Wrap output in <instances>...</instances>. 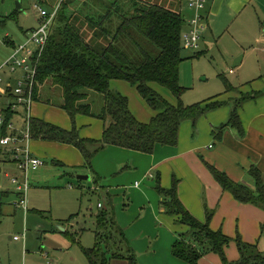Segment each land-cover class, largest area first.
Returning a JSON list of instances; mask_svg holds the SVG:
<instances>
[{
  "label": "trees",
  "instance_id": "1",
  "mask_svg": "<svg viewBox=\"0 0 264 264\" xmlns=\"http://www.w3.org/2000/svg\"><path fill=\"white\" fill-rule=\"evenodd\" d=\"M55 21L50 28V38L38 62L34 100L42 101L44 88L51 94L54 87L61 89L60 107L66 110L73 122V130H66L45 120L31 119V138L45 139L76 145L91 165L95 153L106 146L123 147L146 154L154 152L158 145L177 146L181 125L191 120L196 127L198 119L212 110L227 106L219 99H211L185 105L182 95L186 89L180 84L183 42H185L186 17L179 7L169 8L152 0H57ZM51 11V12H52ZM87 29L91 34L87 35ZM8 45H15L7 38ZM199 55V54H197ZM125 80L136 86L149 107L157 113L150 122L143 123L129 107V98L111 89L113 80ZM226 90L234 89L227 79ZM155 84L167 87L178 103L170 102L156 89ZM58 92V93H60ZM264 91L242 93L233 102L227 122L215 127V137L221 139L228 127L236 129L243 137L245 128L240 110L247 100H255ZM98 95L99 98L96 97ZM102 104L99 110L94 101ZM6 122L2 135L7 134L14 111L6 109ZM94 116L106 122L101 140L83 139L75 124L76 116ZM93 145L95 148H93ZM11 152V151H10ZM11 154H14L13 152ZM207 168L225 191H230L242 203L264 208V173L257 166L249 170L254 187L236 182L214 164ZM178 179L166 189L156 179V188L168 215H178L187 230L173 244L175 257L190 264H199L200 258L217 253L223 264H264V250L258 244L244 242L240 234L235 238L240 257L237 261L227 258L226 248L232 238L222 230L211 228L214 211L206 205L207 219L198 220L182 203L178 195ZM96 242L84 253L90 264H112L111 260L125 264H140L135 248L126 231L118 225L111 209L98 213ZM72 217L71 219H73ZM72 244L80 243L81 232L66 230Z\"/></svg>",
  "mask_w": 264,
  "mask_h": 264
},
{
  "label": "crops",
  "instance_id": "2",
  "mask_svg": "<svg viewBox=\"0 0 264 264\" xmlns=\"http://www.w3.org/2000/svg\"><path fill=\"white\" fill-rule=\"evenodd\" d=\"M176 1V7H179L182 13L187 14L185 17L187 20L186 30H188L189 20L194 15L190 8L189 0L187 7L184 6L181 0ZM254 1L255 0H208L206 10L204 11L206 15V31L203 34V39L205 38L207 48H209V44L206 43V36L207 38L212 36L214 40L218 41L217 38L221 40L225 33H228L231 29H233V35L235 36L234 41L240 44L241 36L245 35L244 32L247 36V32L244 31L246 27L251 25L254 29L257 27V25H254L255 22L250 14L254 16L258 8L256 4L254 9L248 8ZM262 2L264 5V0H262ZM234 29L238 30L237 33ZM261 34L262 31L256 35L255 42L262 48L263 51H261L259 55L263 58L264 35L261 36ZM243 63L244 62H242L241 65H243ZM232 71L233 70L230 72ZM10 78L6 76L4 79L6 82H12ZM233 87L234 89H232V91H226V93H228L226 97H221L222 95L220 94V100L227 102L232 98L241 97L238 94L234 95L233 91L236 89L240 90L241 94L264 91L259 89L260 87H258L257 91L246 90V87L243 85L239 86L241 88L234 85ZM2 89L3 87L0 86V93H2ZM3 96L4 102L0 105V108L6 107V105L14 99V96L10 97L9 94ZM231 109V106L227 105L212 110L198 119L196 127L193 122L189 120L184 121L179 132L180 139L177 146L158 145L151 154L124 148L128 150L130 171L129 173H123V178L130 176L128 182L133 190L131 195L133 196V200L135 199L134 203L135 201H139L142 205H146V203L149 204L148 207L145 208L147 209L145 214L146 218H144L145 221L142 220V226L151 222L152 218L157 219L160 217L166 224V228L170 225H174L176 228L179 226V229L186 231L187 226L181 224L180 216L170 214L167 216L162 205L161 196L158 199V197L154 195V191L150 192L144 189L140 182L141 180L144 181L147 177L150 179H157V176H160L162 186L168 189L172 187L173 179L177 178L179 181V199H181L190 213L198 220L200 219L203 222L206 221V205L210 209L215 210L214 217L210 224L211 228L214 230H222L228 237L232 238L229 247L226 248V254L230 261H237L240 257L238 245L235 242V238L238 234L241 235L244 242L258 244L260 248L264 250V209L251 203H242L238 201L230 191H225L214 175H212L210 169L207 168L206 162L211 165L214 164L220 170L226 172L234 181L245 182L254 187V182H252V178L248 173L249 170L253 166H257L264 173V97L255 100H247L243 103L240 110L241 120H243L245 128L243 137L238 135L236 129L228 127L224 130L221 139L217 137L215 139L213 126L218 127L226 123ZM19 110L13 115L10 123L14 127L12 130H7V134L17 131V135L24 139L29 118L45 120L52 125L57 127L60 126L66 130H73L74 128L69 113L61 107L54 108L39 101H35L31 106L29 114L23 109L25 114L23 115ZM156 113L155 111L154 114L150 116V119L155 116ZM150 119L147 121L139 120L143 123H148ZM21 122H24L23 125H21ZM103 122L92 117H86V115L84 116L82 114L77 115L75 120L81 138L87 140H101L103 138L104 130L107 125L105 121ZM3 131V128L0 127V135H2ZM23 142L29 145L30 151L34 156H41L44 161L42 167L30 171L34 172L33 178L36 177L38 180L43 181V179L52 175L59 165H64L67 168L76 169L77 172L91 175L95 181L94 185L102 186L107 190L110 197L114 195L112 193V180L108 181V178L115 174L119 166L121 167V164L125 161L112 165V160H107L108 162L104 165L105 159L101 161V154L106 153L108 156L116 155L115 157H117L123 147L106 146L102 150L103 152L99 153L98 156L96 155L97 157H93L92 163L89 166L87 165L85 155H83L76 145L66 144L60 141L33 139L31 137L28 142ZM90 146L95 148L93 145ZM12 152L11 147H0V161L10 162V164H14L18 169V172L11 178V183L13 185V177L18 176L22 179L24 172L16 161V158L11 154ZM11 158L14 160H10ZM119 170L121 171L120 168ZM60 173L59 171L57 175ZM29 182L31 186V173H29ZM82 186H84V184H82ZM15 192L20 200L21 194H19L16 188ZM15 203L17 208L24 210L25 215L30 211L29 208L26 209L23 205L18 203V201H15ZM2 207L3 206L0 205V215L3 214ZM65 232L66 229L64 230V233ZM150 232H153V228L142 229L140 239L134 242L135 251L140 264H190L173 255L172 247L178 239H176V235L172 234L170 230H163L161 228L158 237L154 239L151 238ZM126 234L128 233L126 232ZM26 236L27 234L23 233L22 238L18 240H24L25 242ZM199 264H223V261L217 253H209L200 258Z\"/></svg>",
  "mask_w": 264,
  "mask_h": 264
},
{
  "label": "rangeland",
  "instance_id": "3",
  "mask_svg": "<svg viewBox=\"0 0 264 264\" xmlns=\"http://www.w3.org/2000/svg\"><path fill=\"white\" fill-rule=\"evenodd\" d=\"M56 1L0 0V64H3L15 50L13 45H8L5 42L7 38L13 40L15 45L28 40L31 31L40 26V7L52 11ZM152 1L164 4L169 8H178L176 0L175 2L174 0ZM181 1L187 7L188 0ZM255 4L258 10L254 16L252 14L250 16L257 27L254 29L252 25L247 26L244 30L247 32V36L243 31L245 35L241 36L240 44L234 41L233 29L225 33L221 40L217 38L218 41L214 40L212 36L210 38L206 36L209 48L205 44V38L202 39V47L199 49H192L186 42H183L182 56L185 59L181 64L180 84L186 88L182 95L185 105L211 99V97L220 94L221 97H226L228 95L226 79L238 88L243 85L249 91H257L258 87L264 90V57L259 55L263 50L255 42L258 33L262 31L261 36L264 35V5L262 0H255L248 8L254 9ZM183 14L187 16L186 13ZM234 31L237 33L238 30L234 29ZM85 32L87 35L92 33L89 29ZM242 62H244L243 65H241ZM231 70L233 71L230 72ZM0 76L11 77L12 84L16 85L22 78V71L19 70L15 73L4 71ZM154 87L170 102L178 103L176 95L167 87L159 84H155ZM54 89L57 94H51L47 88H44L43 92L48 94L43 93L44 97L39 102L54 108L60 107L61 89L59 90V87H54ZM111 89L120 91L129 97V107L138 119L147 121L154 114L155 110L149 107L136 86L119 79L111 82ZM233 93L242 95L238 89ZM96 97L99 98L98 95ZM261 97H264V93L258 98ZM101 104L100 96L99 101H94V108L99 110ZM227 104L232 108V100ZM19 111L25 115L22 108ZM86 117L103 122L94 116ZM23 123L21 122V125ZM214 128L215 126H213ZM101 152L103 151H99L95 156ZM120 154L117 157H115L116 155L108 156L106 153L101 154V161L105 159L104 165L108 162L107 160H112V165L125 161L121 167L119 166L121 171L118 168L116 173L108 178V181L112 180L113 183L112 193L114 195L112 197L102 186L94 185L93 177L90 180H82L79 174L83 173L64 165H59L58 170L56 169L43 181L36 177L33 178L34 172H30L32 185L29 187L31 189L27 195V207L30 211L26 215L23 209L16 207L15 201H19V196L11 183V178L18 172V169L10 162L0 161V205L3 206V214L0 215V264H90L84 253V248L92 249L96 242V230L103 232V229L97 228L95 216L107 208L113 212L118 225L128 233L127 236L134 248V242H137L141 237V230L146 228H153V232L149 233L153 239L158 237L161 228L170 230L178 239L184 231L174 225L166 228V224L160 217L152 218V221L147 225H141L142 220L146 218L147 209L145 208L149 204L142 205L139 201L134 203L135 199L133 200L131 195L133 190L128 182L130 176L123 178V173L130 171L128 150L121 148ZM59 171L61 173L57 175ZM140 182L144 189L150 192L154 191V195L158 199L160 198L155 178L147 177ZM100 203L103 207L99 206ZM72 217L74 218L71 219ZM65 229L72 233L81 232L80 243L72 244L64 233ZM23 233L27 234L25 242L16 238V236L22 238ZM111 262L112 264H125L118 260H111Z\"/></svg>",
  "mask_w": 264,
  "mask_h": 264
},
{
  "label": "built area",
  "instance_id": "4",
  "mask_svg": "<svg viewBox=\"0 0 264 264\" xmlns=\"http://www.w3.org/2000/svg\"><path fill=\"white\" fill-rule=\"evenodd\" d=\"M207 4L208 0H189V5L194 15L189 20V31L184 36L186 44L192 49L202 47L203 34L206 31V15L204 11ZM57 11L58 7L52 12L40 7V26L31 31L30 37L24 43L14 45V52L3 64H0V74L4 71L15 73L21 70L23 72L21 80L16 85H13L12 82H6L0 76V86L3 87L2 93H0V105L4 102L3 95L9 94L10 97L14 96V99L6 107L0 108V127L4 126L6 122V111L4 109H10L17 113V110L23 108L28 114L30 113L31 106L35 102L33 92L36 84L38 62L49 41L50 28L55 21ZM30 120L29 118L24 139L17 135V131H13L7 135H0V147L12 148L13 157L16 158V161L24 172L22 179L18 176L13 177V185L19 194H21L18 203L26 209H28L27 195L30 189L29 173L44 165L42 158L34 156L30 151L29 145L23 142H28L31 137ZM7 127L8 130H12L14 126L8 123ZM101 206L102 204H100ZM16 238L19 239L21 237L16 236Z\"/></svg>",
  "mask_w": 264,
  "mask_h": 264
},
{
  "label": "water",
  "instance_id": "5",
  "mask_svg": "<svg viewBox=\"0 0 264 264\" xmlns=\"http://www.w3.org/2000/svg\"><path fill=\"white\" fill-rule=\"evenodd\" d=\"M19 6H20V4H19ZM21 7V6H20ZM79 177H80V179H82V180H90V178H91V175H83V174H79ZM64 229V228H63Z\"/></svg>",
  "mask_w": 264,
  "mask_h": 264
}]
</instances>
